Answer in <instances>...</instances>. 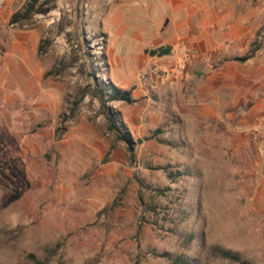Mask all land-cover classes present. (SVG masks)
<instances>
[{"label": "rangeland", "instance_id": "1", "mask_svg": "<svg viewBox=\"0 0 264 264\" xmlns=\"http://www.w3.org/2000/svg\"><path fill=\"white\" fill-rule=\"evenodd\" d=\"M34 1L50 12L14 23ZM148 1L0 0V264H264V127L220 117L264 94V0H190L196 26L250 23L249 67L185 10L160 8L158 32ZM108 82L132 91L107 106L133 145L95 96Z\"/></svg>", "mask_w": 264, "mask_h": 264}, {"label": "crops", "instance_id": "2", "mask_svg": "<svg viewBox=\"0 0 264 264\" xmlns=\"http://www.w3.org/2000/svg\"><path fill=\"white\" fill-rule=\"evenodd\" d=\"M147 6H148V9L146 8L148 13L147 19L156 22L155 30H158L160 28L161 22L163 20L162 18L163 13L161 12L160 8L165 6V9L170 12V15L174 14V12L178 9H180L179 10L180 12L181 10H185V16L181 19L183 22L182 27H184V29H189V31H193V34L195 35V37L194 36L193 37L196 38L198 42L200 41L203 42V46H205V48H210L212 46L214 47L215 45H218L221 41L226 39L233 38L236 40L238 38L239 39L238 41L240 42L239 45L242 44L241 46L238 45L239 50H242L239 51V53L240 54L242 53V55L245 56L249 49V39L252 37L254 32H256V30L255 31L250 30L249 27L250 23L247 22H242L240 26L232 27L229 28L228 30L226 29L227 31L224 33H222L223 27H220L219 24H217L216 29H214L212 25H210V27L196 26L195 21H192L191 23V20H193L194 17V13L191 12L189 9L190 0H149L147 2ZM155 13H156V17H155ZM166 21H167V17L163 20L162 27L165 26ZM143 29H145L147 36L151 38L153 28L147 26L146 28ZM196 30H201V31L197 33ZM185 39H186L185 35H180L178 43L184 42ZM149 43L153 44V40L152 41L149 40ZM133 44H135V41H133ZM163 47H171L172 50L169 55L162 57H170L173 51L175 50L174 48H172L170 43H168L167 46H163ZM222 57L223 55L220 54L219 56H215L214 59L212 58V60L221 59ZM254 58L255 57L249 59L243 64L245 66L248 65L249 67L252 62V64L255 65ZM211 61L210 62L206 61L207 63L206 62L204 63L205 69H207L208 66H210ZM236 64H238L237 68H239L240 64L239 63ZM211 67L212 66H210V68ZM251 78H253L255 81V74H253ZM257 80H258V84H260L261 81L258 76V72H257ZM245 87H241V89H237L238 91L240 90V92L238 93V98L234 102L226 103L223 101L224 103H222L223 109L231 108L232 110H235V112L233 113L224 112L221 114L220 117L223 118L222 120H230L231 118L236 121L232 125L249 127L251 128L250 130L260 133L261 128L264 127V94L263 95L261 94L260 86H256V87L252 86L251 88H247V87L245 88ZM262 131L264 132L263 129Z\"/></svg>", "mask_w": 264, "mask_h": 264}, {"label": "trees", "instance_id": "3", "mask_svg": "<svg viewBox=\"0 0 264 264\" xmlns=\"http://www.w3.org/2000/svg\"><path fill=\"white\" fill-rule=\"evenodd\" d=\"M36 6H37V1L30 3L26 7L23 14L17 13L14 16L13 22L18 23L23 18H29V16L33 14H47L50 12V9H45V10L36 9ZM260 49H261V45H257V47L252 49L247 55L241 58H236V60L241 62H246L249 59L253 58L256 52ZM171 50H172L171 47H159L148 51V53L151 56L162 57L169 55L171 53ZM95 96L98 97L102 103V108L105 110V114L109 123L110 130L118 134V137L121 140L125 141L130 145H133L131 135L129 132L125 131L126 130L125 125L121 122L119 114L112 112V109L107 106V104L112 101L132 102V91L124 90L118 87L117 85H115L114 83L108 82L107 84L103 85V87L99 88L98 93ZM224 255L227 258H230L234 261H240L238 255H234L229 251H226Z\"/></svg>", "mask_w": 264, "mask_h": 264}]
</instances>
